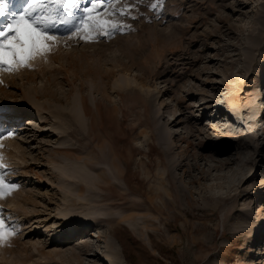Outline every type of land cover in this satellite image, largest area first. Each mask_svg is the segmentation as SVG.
Here are the masks:
<instances>
[{
    "label": "rangeland",
    "instance_id": "rangeland-1",
    "mask_svg": "<svg viewBox=\"0 0 264 264\" xmlns=\"http://www.w3.org/2000/svg\"><path fill=\"white\" fill-rule=\"evenodd\" d=\"M239 4L245 14L237 11ZM153 5H158L155 11ZM126 6L132 15L141 8L144 14L135 19L112 17L129 26L124 31L85 42L69 27L50 29L58 39L46 60L37 57L30 69L0 72V112L13 114L25 106L38 109L44 120L10 116L0 123V133L3 124L17 133L0 141V155L11 173L6 178L19 185L0 200L6 222L17 232L10 246L0 245V264H77L65 253L83 244L92 249L91 255L82 257L86 264H104L106 239L111 237L121 257L115 264H264V35H256L253 53L248 49V36L256 13L264 12V0H120L106 2L102 14ZM146 13H161L165 23L158 27L172 31V37L157 38L150 29L153 22L141 32ZM259 26L264 29V23ZM70 39L75 44L68 47L64 41ZM106 40L113 51L124 45V52L135 60L126 75L131 85L123 96L132 107L128 122L120 127L102 123L118 137L125 136L126 127L131 132L124 146L133 156L126 179L120 181L112 177L108 159L88 168L82 159L85 153H78L77 160L55 152L59 146L79 148L88 132L79 131V136L76 131L74 137L37 132L39 126L57 128L52 105L67 107L56 99L60 92L69 101L77 97L79 110L76 90L81 83L95 115L103 116L106 104L120 106L118 89L112 86L123 71L107 87L101 74L113 61L93 56L94 45ZM71 58L78 61V68L70 64ZM81 64L97 68V75H83ZM75 72L79 78L70 84L66 76L75 79ZM109 94L112 104L102 98ZM156 112L164 115L174 136L169 156L156 137ZM24 122L27 130L12 129ZM199 157L206 168L215 169L201 181L190 175L188 166L186 174L176 169L183 189L177 204L155 201L162 210L148 211L130 203L157 188L166 163L188 159L196 165ZM148 163L153 164L151 169ZM103 170L116 187L98 186V172ZM127 187L132 191L128 200L119 199ZM167 188L165 184L163 189ZM110 193L115 197L105 199ZM132 205L135 209H130ZM74 224L83 234L65 239Z\"/></svg>",
    "mask_w": 264,
    "mask_h": 264
},
{
    "label": "bare ground",
    "instance_id": "bare-ground-1",
    "mask_svg": "<svg viewBox=\"0 0 264 264\" xmlns=\"http://www.w3.org/2000/svg\"><path fill=\"white\" fill-rule=\"evenodd\" d=\"M213 8V5H211V9ZM239 14H245L246 11H244V5L239 4V7L237 9ZM144 14L143 9L136 10L135 13L133 12V16L138 18ZM163 15L161 13L152 14V13H146L147 19L144 20L141 23V32H144L146 28L148 27L149 22H153V26L150 27L151 31L154 33V35L157 38L161 37H172L173 33L172 31L168 30L167 28H159L158 26L163 25L165 23V19L162 17ZM160 20V22H158ZM155 22V23H154ZM264 23V12L260 11L256 13L255 15V25L250 30V35L248 36L250 45L248 46L249 53H253L257 44L256 35H264V29L259 26V24ZM64 44L68 47H71L75 44L73 39L64 41ZM124 45H120L119 51L121 52V55L118 57L116 54L118 50H111L112 49V42L110 40H106L103 42H98L97 45H94V51L93 56L97 57H104L106 59H110L113 61L111 69L106 71V73H102L101 76L104 79L107 87L110 85V81L113 77H115L116 74H118L120 71H123L120 78H118V82H115L113 84L114 89H118L117 92L121 97V104L120 106L113 104V105H105L104 106V113L103 116L101 114L95 115L92 111V109L89 107L87 97L84 94V85L83 83L80 84L78 89L76 90L77 96H80V103L81 107L78 110V100L77 97L73 98L72 101H69L68 98L65 99V92H60V97L56 98L59 102H66V108L59 107L58 105H52L53 108L51 110L52 117L55 118L57 121V128H52L51 130L47 129L46 126H39L37 132L41 131V133L50 132L53 136H75L76 131H78V135L82 136L80 132L87 133L86 136H84V139L86 140V143L81 145L77 149H69L66 147H56L55 152L56 153H62L65 155H68L70 157L78 158L77 160H80L81 157L78 156V153H85V156H83V163L85 167L91 168L92 165L101 163L103 161H106L105 159H108L106 161L109 166V169L111 170V173L113 174V178L117 181L125 180L128 172H129V164L132 160L133 152L131 150H127L124 146L126 143H128V139L130 136V129L126 127V134L124 137H118L115 133V131L110 127H103L102 123L106 121V123L110 122L111 124L116 123L119 127L125 125L128 122V116L130 115L131 108L127 107V104L125 103L123 96L124 92L128 90V88L131 85V79L127 77V73L131 71L133 65L135 64L134 58L129 55L128 53L124 52ZM110 50V51H109ZM109 51V52H107ZM86 52H82V57L88 58L87 55H85ZM90 56V55H89ZM127 60H125V58ZM74 58L70 59V64L78 68V61H73ZM76 60V59H75ZM80 70H83V75L87 74H96V71L98 72L97 68L88 67L85 69L84 65L81 64ZM100 74V73H99ZM125 74V75H124ZM75 79L70 80L69 77L66 76V81H68L71 84L72 82H75L79 78L78 72H75ZM143 80V79H142ZM139 84V83H138ZM111 87V86H110ZM103 99L105 98L108 102L111 103V96L110 94L108 96H103ZM231 102L235 101L234 96L231 95ZM230 102V103H231ZM112 104V103H111ZM102 105V99H99L95 102V109L97 113L99 112V107ZM121 112L122 118H118V112ZM5 118H9L10 116H15L18 118V120L21 119H28L35 118L42 123L44 120L41 119V116L39 114L38 109H27L25 106L17 107L13 114H8L7 111L2 112ZM158 116V122L156 123V137L159 141V144L162 146L163 151L167 156H169L173 144L172 139L173 135L169 133L167 130V124L164 120V115L160 112H156V117ZM3 121V120H2ZM1 123V121H0ZM27 124L25 122L21 126H13V130H27L28 127H26ZM5 124H3L2 132L0 135H2L4 132H11L9 129H5ZM80 131V132H79ZM14 137H11L12 139ZM140 151V150H139ZM151 151V150H150ZM161 161H164L163 158L160 159ZM204 158H198V162L196 165L190 164L188 159L180 161V162H168L166 163V167L164 171L162 172L165 176L160 175V183L158 184L157 188L152 189L147 192H143L139 194L138 198L139 200H133L130 203L135 206H140L147 209L148 211H161L162 206H156L155 201H160L163 203V205L169 204H177L180 201V197L183 196V189L178 184L176 175L174 174V171L182 170L184 174H186L187 170H184V166L189 167V173L194 177L196 181L201 180H207L211 177L212 170L215 169L212 166L209 168H206V165L203 163ZM149 168L151 169L153 167L152 163H148ZM192 171H195L193 174ZM99 176V183L98 186L101 189H106L109 187H116V185L113 183L110 177L106 176L105 170L98 172ZM167 184L168 188L163 189V186ZM80 191H83V188L80 189ZM132 191L129 187H127V190L119 192L117 195L119 199H125L128 200V195ZM169 196V198H168ZM112 197H115L113 193L107 194L105 196V199H110ZM131 200V199H130ZM130 206V209H135L134 206ZM174 208V206L172 207ZM75 221L78 219L74 216L73 218ZM83 234V229L81 230V227H79V224H74L73 230H71L70 233L66 234L65 239H71L74 238L77 239L80 235ZM107 244V251L104 255V264H115L116 261H120V253L117 249V246L115 245V242L113 241V238L106 239ZM92 249L90 248L89 244H83L74 251L70 253H65L66 257L71 254L75 257L77 264H86V258H82L83 256L91 255Z\"/></svg>",
    "mask_w": 264,
    "mask_h": 264
},
{
    "label": "snow or ice",
    "instance_id": "snow-or-ice-1",
    "mask_svg": "<svg viewBox=\"0 0 264 264\" xmlns=\"http://www.w3.org/2000/svg\"><path fill=\"white\" fill-rule=\"evenodd\" d=\"M106 2L112 5L120 0H0V72L12 74L21 68L30 69L31 62L37 57L46 60L58 39L50 29L69 27L85 42H95L100 37L124 31L129 26L114 22L112 17L135 19L132 9L127 6L126 9L112 8L105 16L102 13L107 10L104 7ZM152 7L155 11L158 5ZM76 12L84 15L77 16ZM3 119L0 112V121ZM16 134L4 132L0 141ZM10 174L0 155V200L19 188L18 184L6 178ZM3 211L0 207V245L10 246L9 242L17 232L6 222Z\"/></svg>",
    "mask_w": 264,
    "mask_h": 264
}]
</instances>
